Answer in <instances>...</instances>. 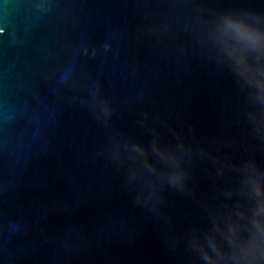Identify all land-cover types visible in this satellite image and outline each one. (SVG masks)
Listing matches in <instances>:
<instances>
[{
	"label": "water",
	"instance_id": "95a60500",
	"mask_svg": "<svg viewBox=\"0 0 264 264\" xmlns=\"http://www.w3.org/2000/svg\"><path fill=\"white\" fill-rule=\"evenodd\" d=\"M0 264H264V0H0Z\"/></svg>",
	"mask_w": 264,
	"mask_h": 264
}]
</instances>
